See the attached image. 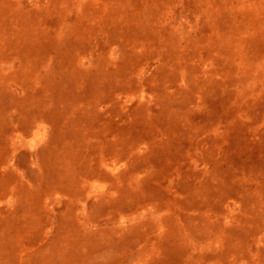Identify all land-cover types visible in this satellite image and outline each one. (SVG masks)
<instances>
[{
	"label": "rangeland",
	"instance_id": "1",
	"mask_svg": "<svg viewBox=\"0 0 264 264\" xmlns=\"http://www.w3.org/2000/svg\"><path fill=\"white\" fill-rule=\"evenodd\" d=\"M0 264H264V0H0Z\"/></svg>",
	"mask_w": 264,
	"mask_h": 264
}]
</instances>
